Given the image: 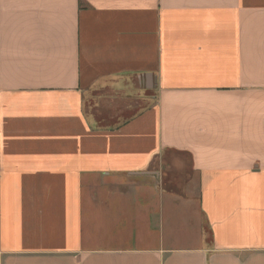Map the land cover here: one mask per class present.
<instances>
[{"label":"crops","instance_id":"crops-1","mask_svg":"<svg viewBox=\"0 0 264 264\" xmlns=\"http://www.w3.org/2000/svg\"><path fill=\"white\" fill-rule=\"evenodd\" d=\"M0 264H264V0H0Z\"/></svg>","mask_w":264,"mask_h":264},{"label":"trees","instance_id":"trees-1","mask_svg":"<svg viewBox=\"0 0 264 264\" xmlns=\"http://www.w3.org/2000/svg\"><path fill=\"white\" fill-rule=\"evenodd\" d=\"M96 111V109H95ZM101 111H106V110H101ZM97 112V111H96ZM107 112V113H106ZM104 112L103 115L99 114V112L95 113L96 116V123L98 127L100 128H114L119 126V122H113V119H111V112L106 111ZM119 112V111H118ZM183 154L178 151H167L165 155L163 156V162L165 164L166 170L163 178H162V185L165 188V190L171 191L173 193L178 192L179 186L178 183L180 181L181 175H184L187 171H176L174 170V164H178L177 158L178 159H183ZM184 165H189L188 162H186ZM177 189H179L177 191Z\"/></svg>","mask_w":264,"mask_h":264},{"label":"rangeland","instance_id":"rangeland-1","mask_svg":"<svg viewBox=\"0 0 264 264\" xmlns=\"http://www.w3.org/2000/svg\"><path fill=\"white\" fill-rule=\"evenodd\" d=\"M106 94V93H105ZM109 95H112V93H108ZM151 94H153V93H151ZM107 95V94H106ZM144 101V100H143ZM143 101H132V102H134V103H140V105H141V107L142 106H146L145 104H144V102ZM114 108H112V109H115L116 110V106H113ZM125 111H124V113L121 115V117L119 118V119H126V118H129L130 116H132L133 114H135L136 113V109H133V108H131V107H127L126 109H124ZM119 119H117V121L116 122H119ZM121 120V121H122ZM113 122H114V120H113ZM177 158V160L179 161V159H178V157H176ZM183 159L184 160H182V161H184V164L186 163V162H189L188 161V159L185 157H183ZM180 163V162H179ZM172 164H174V165H176L177 164V162L176 163H172ZM179 164H177L176 166H178ZM179 189H177V191H178ZM180 191V190H179ZM176 193H178V192H176ZM175 216H176V214H173L172 216H171V218H172V221H173V223L175 224V233H174V231L172 230V233H173V235H172V237H171V241H170V243L173 245V244H178V245H182V246H192V245H195L196 244V242H197V240H198V236L195 234V231H196V222L195 221H187V218H182V217H178L177 218V221L181 224V223H183L182 225H178L177 224V222H176V220H175ZM188 220H189V218H188ZM199 222V221H198ZM187 226V227H186ZM209 242L211 241V237H208V239H207Z\"/></svg>","mask_w":264,"mask_h":264}]
</instances>
